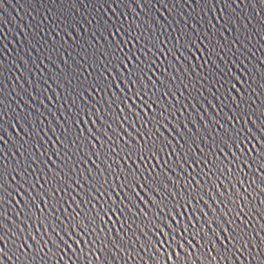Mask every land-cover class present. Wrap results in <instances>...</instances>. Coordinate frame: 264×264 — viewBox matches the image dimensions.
I'll return each mask as SVG.
<instances>
[{
  "label": "snow or ice",
  "instance_id": "6c2138e0",
  "mask_svg": "<svg viewBox=\"0 0 264 264\" xmlns=\"http://www.w3.org/2000/svg\"><path fill=\"white\" fill-rule=\"evenodd\" d=\"M137 6H140L139 0ZM97 31L101 32L105 44L94 50L91 56L85 50L88 66L80 67L88 75L73 89L83 101V106L72 98L76 108L72 120L75 127L65 129L61 125V135H56V143L60 147L53 145L57 159L52 160L48 156L52 167L43 160L47 152L41 154L40 163L44 167L33 169L34 173L39 171L35 183L32 179L25 181L20 169L24 161L10 165L0 149V157H3L0 159V245H3L0 247V264H4V257L11 264L13 256L17 264H41L37 256L41 259L47 257L48 264H61V261L68 264L69 260L72 264H76V260L81 264H111L105 253L114 256L116 251L127 252L131 256L129 248L140 239L137 232L144 236L147 246L155 253V264H223L225 259L231 264L230 254H243L241 250L246 251L248 247L245 241L252 240V229L241 217L245 214L250 216L255 211L264 219V199H259L258 195L264 194V130H261L264 129V120L260 121L259 136H256L248 128L247 121L243 127H237L243 113L232 112L231 117L224 113V123L217 113L216 119L209 116L212 128L204 124L202 132L188 113L189 106L196 107L192 104L193 99L196 104L200 103V96H203L200 81L206 77L200 75L193 81L187 69L181 77L176 64L181 58L191 64L197 52L201 58L206 56L202 67L208 70L212 87L221 84L232 104L237 109L242 108V103L228 91V81L213 72V69L221 74L224 72V68L213 59L219 56V44L211 47V41L205 44L199 34L193 38L191 33L183 30L167 42L157 40L154 32L151 37L147 36L139 24L132 22L127 25L122 22L117 26L114 22L109 25L101 21ZM193 31H197L194 26ZM109 36H112L111 42ZM116 36H120L119 41H116ZM173 39L175 43H172ZM201 44L206 52L201 49ZM129 45L132 46L130 49ZM183 67L180 64V68ZM192 70L195 72V67ZM227 73L231 80L240 83L231 68ZM77 75L83 76V73ZM236 83L231 84L233 91ZM260 87L264 91V84ZM194 91L198 95H193ZM220 91L221 88H216V93ZM237 95L240 101H244L243 95ZM69 96H72L71 92ZM216 98L220 99L219 96ZM182 100L187 104H182ZM243 112L246 113L247 109L244 108ZM177 113L180 120L175 122ZM186 113L188 121L196 129L195 136L185 122ZM260 116H264V112ZM31 119L29 117V122ZM248 119L251 120L252 116L249 115ZM3 122L4 117L0 115V132L3 133L0 145L5 143V136L8 140L13 139L3 127ZM17 124H20L19 120ZM81 124L84 127H80ZM178 124L183 125V130ZM169 125L176 135L169 130ZM11 127L15 131L16 125ZM20 127L24 136L19 137L21 142L16 150L23 156L22 150L30 152L36 146L30 143L29 130L23 124ZM53 133L55 135V130ZM25 136L29 139L26 140ZM84 157L95 167H87ZM35 163L36 160L32 159V164ZM80 164H85V168L79 169ZM28 167L31 164L26 165L24 173ZM13 172L15 176H12ZM9 176L13 181L20 177L22 182L14 188L9 183ZM246 196L259 199V206L250 207ZM9 201L19 209L14 210L19 223L9 219ZM66 204L67 209L64 207ZM59 212H63V218L59 214L54 215ZM22 215L25 219H21ZM29 220L33 225L39 223L44 226L48 240L43 247L30 230L24 236L25 229L21 224L26 225ZM5 221L16 232L10 231ZM49 228L59 237V242L49 234ZM260 231H264V225L260 226ZM259 234L257 232V237ZM29 237L32 244L28 243ZM260 239L264 245V237ZM48 242L52 248H48ZM217 242L221 247H217ZM73 245L77 249L73 252L75 260L72 257L65 259L67 253L60 255L64 248L72 251ZM209 245L211 249L205 252ZM212 251L216 256H212ZM89 252L94 259L89 258ZM96 252L101 255L97 256ZM57 256L59 260L54 258ZM236 259L239 260V256Z\"/></svg>",
  "mask_w": 264,
  "mask_h": 264
},
{
  "label": "water",
  "instance_id": "95a60500",
  "mask_svg": "<svg viewBox=\"0 0 264 264\" xmlns=\"http://www.w3.org/2000/svg\"><path fill=\"white\" fill-rule=\"evenodd\" d=\"M139 3L138 7L137 0H0V101H2L0 115L4 117L3 127L13 138L8 140V137L5 136V143L0 145V149L3 150L4 156L7 157L6 162L10 165H15L17 161H24L20 164V169L25 181L32 179L35 183L39 171L34 173L33 169L44 167L40 163L41 154L47 152L43 156V160L49 167H52L48 156L50 155L52 160L57 159L53 145L56 148L60 147L56 143V135H61V125L65 129L75 127L72 120L76 108L72 104V98L74 97L82 106L83 101H80L73 89L80 80L88 75L87 72H84V68L88 66L89 62L88 57L84 55L85 50L87 49L91 56L94 50L105 44L101 32L97 31L98 22L101 21L109 25L114 22L117 26L122 22L125 25L129 22L136 23L140 25V30L147 36L151 37L154 32L157 40L163 39L165 42L183 30L191 33L193 38L199 34L205 44L211 41V47L219 44V56H214L213 59L224 68V72L221 74L215 69L213 72L215 76L222 75L223 79L228 81V91H231L232 97L242 103V108L237 109L232 104V100L227 96V92L221 84H216L215 88L212 87L210 74L207 69L202 67L206 56L201 58L200 53L197 52L196 58L192 59L191 64L182 58L179 64L173 61L181 77H183L184 69H187L188 76L193 81L198 80L200 75L206 77L200 81L203 84V88H200V92L203 93V96H200V103L196 104V100L193 99L192 104H195L196 107L193 109L189 106L188 113H191L197 127L202 132L204 124H208L209 129L212 128L209 116L216 119L217 113H220L221 123H224V113L230 117L232 112L243 113V119L237 127H243L244 121H247L248 128L254 135L259 136L257 129L260 126V121L264 120V116H260V113L264 112V91L260 87L261 84H264V0H139ZM193 26L197 31H193ZM108 39L111 42L112 36H109ZM115 39L119 41L120 36H116ZM172 43H175L174 39ZM131 47V45L128 46L129 49ZM200 47L203 51H207L203 44ZM82 57L84 58L82 59ZM180 64L184 66L182 69ZM80 65H84V68H81ZM193 67H195V72L192 70ZM228 68L232 69L240 83L231 80L227 73ZM77 73H83V76H78ZM175 74L174 72L173 75ZM117 82L119 83V79ZM233 83H236L234 91L231 89ZM121 88H123V84H121ZM216 88H221V91L216 93ZM70 92L72 96H69ZM212 93H215V96ZM237 93L243 95L244 101H240ZM193 95H198V93L194 91ZM217 96L220 97L219 100L216 98ZM85 99L91 102L89 97L85 96ZM208 101H211V104ZM181 103L187 104V101L182 100ZM201 104L203 107H200ZM244 108L247 109L246 113L243 112ZM70 109L71 111H69ZM205 109H207V114ZM249 115L252 116L251 120L248 119ZM29 117L32 118L31 122H29ZM201 118L203 122H201ZM17 120L29 130L30 143L36 146L31 148L30 152L22 150L23 156L16 150L21 142L19 137L24 136ZM179 120L180 115L177 113L175 122ZM253 121L256 122L255 125ZM185 122L188 123L192 135L195 136L196 129L188 121L187 113ZM14 124L16 125L15 131L11 127ZM88 126L91 127V124L89 123ZM125 126L127 127V125ZM178 126L183 130L182 124H178ZM80 127H84V125L81 124ZM53 130H55V135ZM169 130L173 131V135H176L170 125ZM0 135L3 133L0 132ZM69 136H71L70 131ZM25 139L27 140L29 137L25 136ZM177 139H179L178 136ZM253 143H255L254 140ZM203 146L202 143L201 147ZM37 148L39 151L36 150ZM177 150L179 151V146H177ZM32 159L36 160L35 164H32ZM92 159L95 160L96 157L93 155ZM84 160L87 167H95L86 157ZM27 164H31V167H28L27 172L24 173L23 170ZM85 164H80L78 168H85ZM245 172L248 173L247 168H245ZM85 175H87L86 171ZM249 175L255 174L249 173ZM12 176H15V172L12 173ZM12 176L8 178L9 183L14 188L18 187V184L22 182L20 177H16V180L13 181ZM78 176L79 171H77ZM40 183L42 184L43 180ZM37 190L39 189L37 188ZM223 191L224 189L221 187V192ZM240 191L243 193V188ZM21 195H25L27 198L26 194L21 193ZM258 195L259 199H264V194ZM16 199L19 200V197ZM259 199L254 200L252 197L246 196L250 207L259 206ZM9 204V219L13 223H19L14 215V210L19 211V209L12 201H9ZM241 206H243V202ZM41 207L43 208V204ZM64 207L67 209L68 205L66 204ZM72 207L75 208V204ZM220 207L223 208L224 205L221 204ZM207 210L205 207V211ZM56 214L63 218V212L54 213V215ZM241 218L248 222L249 228L252 229V240L251 242L245 241L248 243V247L246 251L241 250L243 254H230L231 264H258V262L264 264V245L261 244L260 239L264 237V231H260V226L264 225V219L255 211L250 216L245 214ZM21 219H25V217L22 215ZM221 222H223V218H221ZM5 224L10 231L16 232V229L11 224H7V221ZM21 227L25 229L24 236H27L30 230L37 237L41 247L48 240V237L44 235V226L39 223L33 225L29 220L26 225L21 224ZM213 227L216 225L213 224ZM48 232L59 242V237L50 228ZM257 232L260 233L259 237H257ZM136 235L140 239L138 242H134L133 247L129 248V251L132 252L131 256H128L127 252L116 251L114 256L111 253H105L111 264H144L145 261H148V264H155L153 259L155 253L147 246L144 236L139 232ZM41 237L43 240L40 239ZM153 239L155 238L153 237ZM22 240L23 238H21V243ZM28 243L32 244L31 237L28 238ZM10 247L12 246L10 245ZM61 247L64 246L61 245ZM80 247L83 248L82 243ZM217 247H221L219 242H217ZM48 248H52L51 242H48ZM209 249H211V245L204 251L207 252ZM27 250L25 248V251ZM47 250L46 248L45 252ZM76 251V246L73 245L72 251L64 248V252H61L60 255L67 253L65 259L72 257L75 260L73 252ZM96 255L99 256L101 253L96 252ZM212 256H216L215 251H212ZM237 256H239V260L236 259ZM54 258L59 260L58 256ZM89 258L94 259L91 252H89ZM3 259L4 264H10L6 257ZM36 259L41 264H48L47 257L41 259L40 256H37ZM11 264H17L16 257H12ZM61 264H63L62 261ZM68 264H72V260H69ZM76 264H81V261L76 260ZM223 264H229L228 259H225Z\"/></svg>",
  "mask_w": 264,
  "mask_h": 264
}]
</instances>
